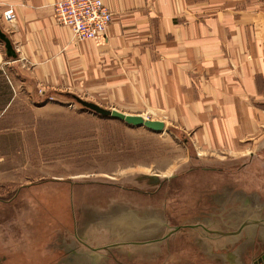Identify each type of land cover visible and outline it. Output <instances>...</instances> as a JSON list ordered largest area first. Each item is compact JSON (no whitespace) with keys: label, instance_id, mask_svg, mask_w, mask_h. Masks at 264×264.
<instances>
[{"label":"crops","instance_id":"crops-1","mask_svg":"<svg viewBox=\"0 0 264 264\" xmlns=\"http://www.w3.org/2000/svg\"><path fill=\"white\" fill-rule=\"evenodd\" d=\"M58 1L0 0V30L17 54L10 56L0 37V133L11 129L2 121L17 114L19 103L42 99L39 89L61 95L88 90L145 105L166 127L165 117L190 124L201 117L203 134L217 149L258 146L254 136L264 130V0H105L113 12L107 36L78 41L69 25L56 20ZM9 6L15 8L13 22L3 19ZM140 207L115 203L102 212L113 239L78 237L71 243L57 237L43 248L56 264H118L117 251L144 264H177L165 253L177 245L179 230H171L161 207L155 215L158 208ZM260 207L246 199L243 216L207 228L235 232L213 231L217 236L207 238L224 264H248L258 245L256 230L264 229ZM132 218L141 224L138 236H124ZM119 222L127 223L114 225Z\"/></svg>","mask_w":264,"mask_h":264},{"label":"rangeland","instance_id":"rangeland-1","mask_svg":"<svg viewBox=\"0 0 264 264\" xmlns=\"http://www.w3.org/2000/svg\"><path fill=\"white\" fill-rule=\"evenodd\" d=\"M48 92L39 89L42 99L19 103L17 114L2 121L11 129L0 133V264H56L43 248L52 238L73 243L78 237H117L102 213L115 203L158 208L152 215L161 207L172 227L183 226L177 245L165 250L177 264H224L219 247L207 241L217 236L209 229L243 216L246 199L264 212V130L254 136L257 147L217 149L209 146L201 117L192 118L196 124L165 117L167 127L155 130L101 115L58 90ZM78 95L157 117L145 105L115 101L111 93ZM129 222L123 235L137 237L141 224ZM256 233L248 264L264 254V229ZM115 254V263L144 264L136 255Z\"/></svg>","mask_w":264,"mask_h":264},{"label":"built area","instance_id":"built-area-1","mask_svg":"<svg viewBox=\"0 0 264 264\" xmlns=\"http://www.w3.org/2000/svg\"><path fill=\"white\" fill-rule=\"evenodd\" d=\"M54 16L59 23L69 25L74 40L105 38L113 20V12L105 0H60L53 5ZM6 22L16 19L13 6L3 13Z\"/></svg>","mask_w":264,"mask_h":264},{"label":"water","instance_id":"water-1","mask_svg":"<svg viewBox=\"0 0 264 264\" xmlns=\"http://www.w3.org/2000/svg\"><path fill=\"white\" fill-rule=\"evenodd\" d=\"M0 37L5 41L6 44V48H7V52L10 56H16V52L11 44V41L9 40V38L6 36V34L0 30ZM63 95H66L68 97H71L75 100H77V102L79 104H81L82 106L89 108L101 115L104 116H111V117H115V118H120L125 120L126 122L130 123V124H135V125H145L147 127H150L152 129L155 130H163L166 127V124L164 121L162 120H157V119H151V118H147L144 117L143 115L140 114H131V113H126L123 111H120L116 108H108L105 107L95 101L92 100H88L85 98H83L82 96L73 93V92H63ZM198 224H189L188 226H197ZM181 228V226H176L175 229H173L172 231H176L179 230ZM210 231H214V232H219L221 234H233L235 233L234 231H222V230H210Z\"/></svg>","mask_w":264,"mask_h":264},{"label":"flooded vegetation","instance_id":"flooded-vegetation-1","mask_svg":"<svg viewBox=\"0 0 264 264\" xmlns=\"http://www.w3.org/2000/svg\"><path fill=\"white\" fill-rule=\"evenodd\" d=\"M157 179V178H156ZM166 224V222L164 223ZM185 225V224H184ZM201 225V224H200ZM168 226H170V223H168ZM172 227V226H171ZM183 227V226H181ZM185 227H189V226H185ZM174 228H176V225L174 227L171 228V230H173ZM264 253V252H263ZM264 254L258 256L256 259H255V264H264Z\"/></svg>","mask_w":264,"mask_h":264}]
</instances>
